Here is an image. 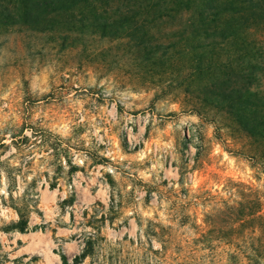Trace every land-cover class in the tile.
Segmentation results:
<instances>
[{
    "label": "rangeland",
    "instance_id": "1",
    "mask_svg": "<svg viewBox=\"0 0 264 264\" xmlns=\"http://www.w3.org/2000/svg\"><path fill=\"white\" fill-rule=\"evenodd\" d=\"M246 1L264 52V0ZM141 16L67 39L0 25V264H72L97 230L80 264H264L236 211L247 195L264 214V168L193 108L207 94L173 54L187 21Z\"/></svg>",
    "mask_w": 264,
    "mask_h": 264
},
{
    "label": "trees",
    "instance_id": "2",
    "mask_svg": "<svg viewBox=\"0 0 264 264\" xmlns=\"http://www.w3.org/2000/svg\"><path fill=\"white\" fill-rule=\"evenodd\" d=\"M144 1L0 0V25L43 31L48 23H55L57 28L50 27V30H63L61 34L64 35L60 36L67 39L74 33L106 29L109 23L113 28L119 21L136 15L153 19L166 16L176 21L184 19L188 28L178 31L181 28L178 27L175 34L185 32L188 37L183 39L184 42L177 41L179 47L173 52L174 58L178 68L185 65L191 72V81L197 79L203 93L207 94L193 108L196 112L200 108L204 112H214L217 117L212 122L219 135L225 131L234 144H240L236 153L264 168V52L252 37L255 7L246 0H240L242 4L236 0H154L157 2L153 5L142 4ZM206 72L208 74L203 77ZM33 135L34 145L45 144L42 133L34 132ZM18 140V149H25L32 143L26 136ZM64 202L72 203V200ZM12 208L18 220L10 228L26 231L25 209ZM236 211L240 227L256 223L264 232V214H261L258 197L243 195ZM99 240L98 230L87 235L80 253L73 255L71 263L80 264L92 256ZM60 258L61 264H68L66 255L61 254ZM253 260L258 264L256 259Z\"/></svg>",
    "mask_w": 264,
    "mask_h": 264
}]
</instances>
